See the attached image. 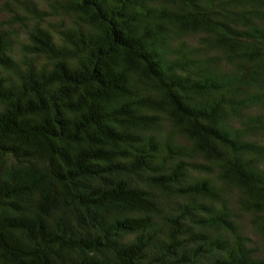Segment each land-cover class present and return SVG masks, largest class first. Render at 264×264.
<instances>
[{
	"label": "trees",
	"instance_id": "obj_1",
	"mask_svg": "<svg viewBox=\"0 0 264 264\" xmlns=\"http://www.w3.org/2000/svg\"><path fill=\"white\" fill-rule=\"evenodd\" d=\"M0 5V264H264V0Z\"/></svg>",
	"mask_w": 264,
	"mask_h": 264
},
{
	"label": "rangeland",
	"instance_id": "obj_2",
	"mask_svg": "<svg viewBox=\"0 0 264 264\" xmlns=\"http://www.w3.org/2000/svg\"><path fill=\"white\" fill-rule=\"evenodd\" d=\"M1 1H4V0H0ZM1 6V5H0ZM8 13L7 11H0V19H4L8 16Z\"/></svg>",
	"mask_w": 264,
	"mask_h": 264
}]
</instances>
